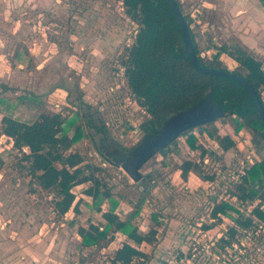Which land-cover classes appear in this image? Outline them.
Wrapping results in <instances>:
<instances>
[{"label":"rangeland","instance_id":"374dc122","mask_svg":"<svg viewBox=\"0 0 264 264\" xmlns=\"http://www.w3.org/2000/svg\"><path fill=\"white\" fill-rule=\"evenodd\" d=\"M246 1L251 7L261 5L259 0ZM180 2L205 61L216 54L221 59V46L232 51L239 45L246 48L238 36L249 34L250 23L255 31L264 29L257 9L246 11L251 15L248 20L247 15L240 16V0ZM138 29L122 0H0V92L11 106L8 110L4 103L0 111V226L6 230L0 233V243L24 248L36 240L44 246L52 240L63 244L67 264H113L115 251L129 240L123 233L113 232L104 246L83 247L79 225L88 227L91 222L103 221L92 197L84 192L93 183L73 189L77 198H82L80 214L73 210L58 214L56 192L43 188L29 174L24 159L28 149L14 147L13 140L1 131L5 114L33 122L44 111L66 116L81 111L94 113L97 123L106 125L103 135L88 127L86 119H80L85 137L73 147L85 157V164L101 168L97 171L101 188L111 194L103 199V210L114 200L118 202L117 212L125 219L144 199L134 222L143 232L159 227V241L154 246H140L151 257L136 258L131 264H264V222L257 220L256 226L244 229L224 212L212 215L214 205L224 200L245 215L253 207L231 196L245 168L264 157V146L256 147L252 142L251 128L237 131L233 117L219 118L216 124L220 134H229L236 141L234 148L224 151L196 127L192 131L207 149L204 156L201 149L190 148L187 135H181L166 155L158 152L145 163L143 178L137 182L108 157L114 148L129 152L148 131L156 130L125 76L124 60ZM262 62L264 66V58ZM222 64L230 70L239 68L238 63L229 67L222 60ZM3 83L9 88L3 90ZM55 85L71 89L68 102L53 95ZM79 97L91 107H75ZM103 148L108 152L102 154ZM186 159L198 162L199 168L183 180L178 167ZM229 214L238 216L233 210ZM73 220L75 225H71ZM232 226L237 229L234 237L229 235Z\"/></svg>","mask_w":264,"mask_h":264},{"label":"trees","instance_id":"16d2710c","mask_svg":"<svg viewBox=\"0 0 264 264\" xmlns=\"http://www.w3.org/2000/svg\"><path fill=\"white\" fill-rule=\"evenodd\" d=\"M127 15L139 24L135 41L128 48L124 60L125 76L128 86L137 102L151 115L154 125L152 129L162 126L165 120L180 110H184L207 95L220 104L224 116L234 118L236 130L249 127L253 130L252 142L256 147L264 146V122L257 110L256 102L250 92L232 78L204 73L196 70L190 60L185 45L182 28L167 0H122ZM188 24L193 46L199 62L205 67L228 69L222 64L216 54L211 61H205L201 56L196 42L194 30L189 17L184 13L180 0H176ZM219 53H227L239 64L233 70L256 90L264 107V66L263 62L242 46L234 50L226 46L218 48ZM245 72V74H244ZM8 89V86H4ZM0 92V111L5 103L9 110V99L2 97ZM85 119L81 111L66 116L62 112H42L33 122L21 121L10 114L2 119V133L13 140L14 147L24 151L29 174L37 178L45 189L56 192L55 209L58 214L65 215L73 210L76 215L81 213L82 198H77L73 191L77 185L92 182V186L84 192L90 195L98 212L101 213V223L91 222L88 227L79 225L78 233L82 237L83 247L104 246L109 241L111 233H123L126 240L115 251L113 264H131L136 258L149 259L148 252L142 250L143 243L154 246L159 240V227H153L147 232L140 230L134 222L143 208L145 200L134 205V210L122 219L117 212L118 202L111 200L109 208L103 210L104 198H110L108 190H102L101 179L97 171L101 168L91 163L85 164V157L74 151V145L85 137V129L80 121ZM218 120V119H217ZM216 120V121H217ZM216 121L200 126L201 131L216 140L219 146L228 151L236 146L235 139L222 135ZM92 123V120H89ZM96 127H99L96 125ZM194 128L181 135H187V143L193 150L201 149L202 156L207 149L201 146L199 135ZM105 133L104 127H99ZM180 135V136H181ZM171 142L160 151L166 155ZM180 175L188 180L191 172H197L199 163L186 159L179 164ZM205 179H213L206 176ZM231 196L242 203H250L253 207L248 215L239 208L224 200L214 205L212 215L224 212L233 217L236 225L244 229L257 225V220L264 222V157L245 168L241 178L231 190ZM233 210L238 214H229ZM155 219H157L154 216ZM75 220L71 225H75ZM236 227L229 229V235L234 237ZM223 239V238H222ZM164 264H170L164 262Z\"/></svg>","mask_w":264,"mask_h":264},{"label":"water","instance_id":"95a60500","mask_svg":"<svg viewBox=\"0 0 264 264\" xmlns=\"http://www.w3.org/2000/svg\"><path fill=\"white\" fill-rule=\"evenodd\" d=\"M167 1L182 28L185 45L194 68L200 72L226 76L239 82L254 98L257 110L264 122V107L261 97L256 90L245 78L233 70L203 66L197 58L190 30L181 8L176 0ZM224 114L223 107L217 104L211 95H207L192 106L170 115L158 129L148 131L140 142L129 152L117 150L111 161L121 166L134 181H140L143 178L142 167L155 154L166 148L187 130L214 122L222 118Z\"/></svg>","mask_w":264,"mask_h":264},{"label":"crops","instance_id":"0c3cea01","mask_svg":"<svg viewBox=\"0 0 264 264\" xmlns=\"http://www.w3.org/2000/svg\"><path fill=\"white\" fill-rule=\"evenodd\" d=\"M261 2L260 7L264 8V0H259ZM249 1L245 2V0H240V5L237 7V11H242L240 16L247 15L246 11L250 9H257L259 13V17L264 21V12L263 10L255 6L251 7ZM259 8V9H258ZM251 15H247V20L250 18ZM242 20V19H241ZM258 22L260 19L257 18ZM249 22V21H248ZM264 23V22H263ZM249 24V23H248ZM249 34L247 35H239V41L242 43L244 47L248 49V51L254 52L256 56L258 55L262 59L264 58V44L261 40L264 41V29H260L259 31H255L253 25L249 24ZM251 28L253 32L251 33ZM238 33V32H237ZM239 34V33H238ZM245 48V49H246ZM221 59L230 67L233 63H238L233 57L230 55L223 53ZM259 58V59H260ZM4 86H8L4 84ZM3 86V87H4ZM9 88V87H8ZM3 91V90H2ZM58 93V91H54L53 95ZM59 97V96H58ZM60 98V97H59ZM6 233L5 228L0 226V233ZM1 234V235H2ZM5 244V246H3ZM63 244L62 243H55V241L48 242L45 246L38 245V241L36 240L34 243L25 245L24 248H21V245H6V242L0 243V264H67V261L63 260ZM158 249V248H157ZM157 249L155 250L157 252ZM146 251V250H144ZM28 252V253H27ZM148 252V250L146 251ZM156 252L154 256L156 255ZM47 253V254H46ZM150 253V252H148ZM142 259V258H141ZM87 264V263H83Z\"/></svg>","mask_w":264,"mask_h":264},{"label":"flooded vegetation","instance_id":"af4514ba","mask_svg":"<svg viewBox=\"0 0 264 264\" xmlns=\"http://www.w3.org/2000/svg\"><path fill=\"white\" fill-rule=\"evenodd\" d=\"M54 91H58V93L56 92V94H58L57 96H59L61 99H64L65 101L68 102V100H69L68 98H70V96H71V89H68L65 85H55L54 86ZM74 103H75V107H77V108H82L83 105L87 106L86 107L87 109H89L91 107V104L88 103V102H85V100H83L82 97H79L78 101H75ZM83 115L85 116L86 123H87L88 127L94 128L99 133H101L100 130H99V127H104L106 129V125L105 124L99 125L97 123L94 113L90 114V112H88V113L86 112ZM89 120H92V123H90ZM96 125L99 126V127H96ZM101 134L106 135V132L105 133H101ZM104 139L105 138L103 136L102 137V142H101L102 146L104 144ZM102 151H103L102 154H105L106 152H108L107 148L106 149L103 148ZM116 151H117V149L114 148V150H112L111 152L108 153L109 154L108 157L111 156L112 158H114L113 155H114V153Z\"/></svg>","mask_w":264,"mask_h":264},{"label":"built area","instance_id":"2783aa9c","mask_svg":"<svg viewBox=\"0 0 264 264\" xmlns=\"http://www.w3.org/2000/svg\"><path fill=\"white\" fill-rule=\"evenodd\" d=\"M180 137V136H179Z\"/></svg>","mask_w":264,"mask_h":264}]
</instances>
